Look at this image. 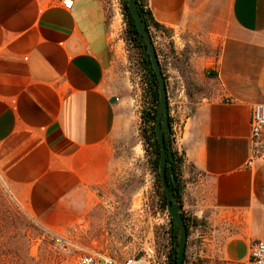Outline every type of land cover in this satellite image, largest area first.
Masks as SVG:
<instances>
[{
    "label": "crops",
    "instance_id": "1",
    "mask_svg": "<svg viewBox=\"0 0 264 264\" xmlns=\"http://www.w3.org/2000/svg\"><path fill=\"white\" fill-rule=\"evenodd\" d=\"M112 2L0 0V173L42 227L124 257L154 243L147 233L169 215L118 195L127 165L116 151L125 105ZM146 8L162 26L149 32L168 105L182 98L174 146L192 223L183 264H250V244L264 242V160L246 166L252 107L264 103V0Z\"/></svg>",
    "mask_w": 264,
    "mask_h": 264
},
{
    "label": "rangeland",
    "instance_id": "2",
    "mask_svg": "<svg viewBox=\"0 0 264 264\" xmlns=\"http://www.w3.org/2000/svg\"><path fill=\"white\" fill-rule=\"evenodd\" d=\"M112 8L117 13L112 39L120 67L118 94L125 105L124 131L121 141L116 144V151L122 155L127 165L118 195L120 200L135 199L137 202H145L151 212L155 209L161 211L158 215L160 218L163 211L159 207L156 175L150 168V148L144 141L141 116L150 102L147 73L142 66L138 47L126 40L121 0H113ZM112 13L111 11V15ZM204 86L203 83L195 90H203ZM170 95L171 104L168 105L170 110L167 117L170 119V136L174 143L180 126L176 105L182 98ZM165 220L166 229L163 227V220H160L155 223V231L148 232L146 237L149 241L154 239V244L159 249H169L170 253L167 232L169 216ZM75 261V257L65 255L57 247L50 232L14 199L0 173V264H76Z\"/></svg>",
    "mask_w": 264,
    "mask_h": 264
},
{
    "label": "trees",
    "instance_id": "3",
    "mask_svg": "<svg viewBox=\"0 0 264 264\" xmlns=\"http://www.w3.org/2000/svg\"><path fill=\"white\" fill-rule=\"evenodd\" d=\"M122 4V13L124 16V20L126 23L125 36L126 40L138 47L141 55V63L147 73V91L149 93V106L145 107L142 111V123L144 126V141L145 144L150 148V168L156 175V188H157V197L159 199V207L162 211L167 209V199L165 195V191L162 188L158 166H159V158H160V148L156 139L155 133V115L156 108L159 100L158 93V84L155 73L150 65V62L146 55L145 43L139 33L137 27L135 26V21L130 14L127 0H121ZM136 6L139 13L142 16V19L146 25L148 31H150V27H154L156 29L162 28V26L156 22L149 9L146 8V0H136ZM164 141L166 145V181L171 193L172 201L176 202L180 208L183 219L186 223L187 235H188V225L187 219L182 211V191H183V179H182V164L184 161L183 155L178 152L175 148L174 143L170 136V119L167 117V121L164 123ZM169 243H170V253H169V263L175 264L176 261V249L178 243V228L171 217H169ZM185 259V258H184Z\"/></svg>",
    "mask_w": 264,
    "mask_h": 264
},
{
    "label": "built area",
    "instance_id": "4",
    "mask_svg": "<svg viewBox=\"0 0 264 264\" xmlns=\"http://www.w3.org/2000/svg\"><path fill=\"white\" fill-rule=\"evenodd\" d=\"M65 8L72 6L73 0H60ZM170 99H168L169 103ZM171 116V114H170ZM264 103H255L252 107L251 129H250V153L246 166L252 167L255 163L264 160ZM119 201L110 197L102 201L107 211H113ZM187 225L192 226L187 218ZM49 231V230H48ZM54 237L55 244L65 255L75 257L76 264H168V250L159 249L154 243H148L141 249L139 255H126L124 257H113L102 250H97L77 241H72L56 232L49 231ZM249 263L264 264V242L253 241L249 247Z\"/></svg>",
    "mask_w": 264,
    "mask_h": 264
},
{
    "label": "water",
    "instance_id": "5",
    "mask_svg": "<svg viewBox=\"0 0 264 264\" xmlns=\"http://www.w3.org/2000/svg\"><path fill=\"white\" fill-rule=\"evenodd\" d=\"M127 3L130 14L135 21V26L137 27L145 43L146 55L157 79L159 100L156 108L154 127H155L156 139L160 148L158 173L162 188L165 191V195L167 199V209H166L167 213L169 217L173 219V221L175 222L178 228L179 236H178V243L176 249L175 264H183L185 258V248H186V240H187V228L179 206L177 205L176 202L172 201L171 199V193L166 181V174H165L166 164H167L166 161L167 153H166V145L164 141V130H165L164 123L167 121V116H168V97H167L165 79L160 63L157 58L156 50L150 32L146 28L142 16L137 9L136 0H127ZM115 99L116 97L112 96L111 100L114 101Z\"/></svg>",
    "mask_w": 264,
    "mask_h": 264
},
{
    "label": "flooded vegetation",
    "instance_id": "6",
    "mask_svg": "<svg viewBox=\"0 0 264 264\" xmlns=\"http://www.w3.org/2000/svg\"><path fill=\"white\" fill-rule=\"evenodd\" d=\"M168 111H169V109H168Z\"/></svg>",
    "mask_w": 264,
    "mask_h": 264
}]
</instances>
